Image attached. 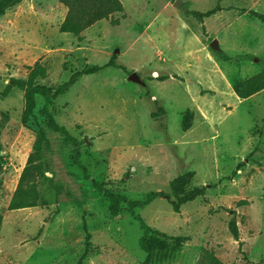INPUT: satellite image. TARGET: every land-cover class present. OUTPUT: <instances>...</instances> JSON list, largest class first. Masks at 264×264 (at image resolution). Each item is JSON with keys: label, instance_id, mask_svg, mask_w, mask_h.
Returning <instances> with one entry per match:
<instances>
[{"label": "rangeland", "instance_id": "1", "mask_svg": "<svg viewBox=\"0 0 264 264\" xmlns=\"http://www.w3.org/2000/svg\"><path fill=\"white\" fill-rule=\"evenodd\" d=\"M120 1L123 13L81 38L60 31L67 8L59 0H23L0 17V91L12 78L26 79L37 62L47 69L39 80L47 87L114 55L119 65L81 77L50 105L56 121L84 141L88 179L74 147L47 129L42 97L25 124L24 91L0 96V264H144L138 215L187 239L152 264H200L204 250L221 264H264V90L241 99L233 89L264 68V0H221L224 10L204 19L194 12L219 0ZM39 126L49 139L41 204L10 210ZM94 181L133 201L166 195L114 215ZM197 187L204 194L175 212L169 196Z\"/></svg>", "mask_w": 264, "mask_h": 264}, {"label": "trees", "instance_id": "2", "mask_svg": "<svg viewBox=\"0 0 264 264\" xmlns=\"http://www.w3.org/2000/svg\"><path fill=\"white\" fill-rule=\"evenodd\" d=\"M23 0H0V17L4 16L6 12ZM67 8V14L62 24L60 25V31L62 33L71 34L75 37L81 38V34L95 25L101 20H109L115 14H121L124 12V6L120 0H59ZM219 4L207 12H194L197 18L204 19L211 17L217 12L223 10ZM252 14L259 15L252 11ZM113 23L119 24V20H112ZM107 67H119L116 63V56L104 66L90 67L86 65L82 70L75 72L68 81L57 84L54 86H44L39 83V80L46 79L48 72L46 67L37 62L34 66L29 67V73L26 79L12 78L10 82L5 86L3 91H0V96L6 98L15 89L24 91L25 93V109L23 113V121L27 124L31 119L36 117L37 96L44 99L45 104L40 111V114L47 126V129L60 134L64 140L70 143L74 147V162L87 176V168L80 161L81 147L84 141L71 135L65 126L60 125L52 112L50 111V105L55 99L64 96L76 82L84 76L98 73ZM172 75L162 77L160 80H167L172 78ZM234 92L241 99H247L253 95L264 90V68L257 74L247 79L238 80L233 85ZM158 105V101L154 100ZM165 112L164 109H161ZM7 120V117H6ZM4 123H0V133L4 127ZM192 123V113L186 112L184 130H188ZM49 139L47 130L39 126L36 132V139L33 146V151L28 158L26 167L24 168L17 190L9 205L10 210H17L22 208L36 207L41 204V195L38 190V182L45 176V163L43 160L44 151ZM239 166H242L239 165ZM94 187L103 193L110 202V209L114 215H118L124 210L134 212L138 208H144L149 205L156 198L164 197L166 194L163 192H151L143 201H133L124 196L115 194L111 190L104 187L103 183L94 181ZM205 187H197L192 191L175 192L172 196H169V201L172 204L173 210L177 213L180 212L183 205L192 202L202 196L205 191ZM136 219L141 223L143 235L140 239V247L147 254V258L144 264H152L154 257L157 255H165L181 249L186 242L184 237H173L166 233H162L159 230L151 228L142 219L141 216H137ZM2 217L0 216V227ZM230 231L235 240L239 239L238 226L235 221L230 223ZM84 258V256H83ZM200 264H221L220 261L213 255L211 251L204 250L202 254V260Z\"/></svg>", "mask_w": 264, "mask_h": 264}, {"label": "water", "instance_id": "3", "mask_svg": "<svg viewBox=\"0 0 264 264\" xmlns=\"http://www.w3.org/2000/svg\"><path fill=\"white\" fill-rule=\"evenodd\" d=\"M212 47L214 49H218V44H217V41L214 40L213 43H212ZM131 80H136V75L135 74H132L131 77H130Z\"/></svg>", "mask_w": 264, "mask_h": 264}, {"label": "crops", "instance_id": "4", "mask_svg": "<svg viewBox=\"0 0 264 264\" xmlns=\"http://www.w3.org/2000/svg\"><path fill=\"white\" fill-rule=\"evenodd\" d=\"M222 8H224L223 6H222ZM224 10V9H223Z\"/></svg>", "mask_w": 264, "mask_h": 264}]
</instances>
